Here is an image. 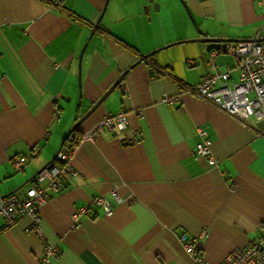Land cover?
I'll list each match as a JSON object with an SVG mask.
<instances>
[{"label": "crops", "instance_id": "1", "mask_svg": "<svg viewBox=\"0 0 264 264\" xmlns=\"http://www.w3.org/2000/svg\"><path fill=\"white\" fill-rule=\"evenodd\" d=\"M200 32L264 37V0H0V197L24 196L60 147H70V132L81 139L78 174L39 206L43 236L26 230L29 216L9 227L0 217V264H41L46 243L60 249L47 264H196L179 238L202 229L198 250L219 264L256 238L264 120L243 124L187 91L228 67L237 78L235 56L232 63L228 52L190 41ZM165 95L178 101L167 104ZM121 109L129 119L122 137L106 129L88 137ZM198 127L213 141L215 165L196 153ZM133 129L138 140L129 143ZM17 156L26 157L21 169ZM97 195L112 214L92 204L76 226L75 210Z\"/></svg>", "mask_w": 264, "mask_h": 264}, {"label": "built area", "instance_id": "2", "mask_svg": "<svg viewBox=\"0 0 264 264\" xmlns=\"http://www.w3.org/2000/svg\"><path fill=\"white\" fill-rule=\"evenodd\" d=\"M218 50L213 51V55ZM226 52L237 59V78L232 77V68L216 73H205L201 80L194 85L187 86L188 92H193L200 97L207 99L229 116L245 124L250 117L257 120H264V40H258L255 36L237 42L226 44ZM167 104H175L177 97H163ZM143 116V111H138ZM102 129H106L113 134L122 137V133L129 130L128 113L121 109L115 113H108L102 121L96 125L89 138L98 134ZM198 134L201 140L196 145V153L206 157L211 165L216 164L213 155V141L208 136L206 130L198 127ZM264 137V131L260 132ZM139 130L133 129L129 143L138 140ZM81 139L77 138V141ZM75 149L71 147L62 148L56 156L55 162L48 163L43 167L30 182V186L25 191L24 196L11 193L0 197V217L4 219L6 227L17 223L20 217L29 216L30 224L26 230L35 232L40 237L43 236L41 228V215L39 206L50 194H57L65 189V176L78 174L72 163ZM26 162L25 156L13 158V164L21 169ZM115 201H121L117 191L111 192ZM92 204H99L104 207L107 215L112 214L113 204L105 195L93 197L90 203L79 207L72 215L74 224L77 226L84 215L90 214ZM208 235L207 229H202L198 235L189 237L183 233L180 235V242L186 251L192 254L196 264H210L198 250L200 238ZM264 227L260 230L256 238L247 246H238L232 249L219 264H264ZM45 254L41 264L50 263L51 257L60 252L59 246L55 243L44 245Z\"/></svg>", "mask_w": 264, "mask_h": 264}, {"label": "water", "instance_id": "3", "mask_svg": "<svg viewBox=\"0 0 264 264\" xmlns=\"http://www.w3.org/2000/svg\"><path fill=\"white\" fill-rule=\"evenodd\" d=\"M201 33V37H197L194 39H190V41H203V42H207V50L211 51L212 49L215 50H223L226 51V44L229 42H237L240 40H244V39H235V38H225V37H210L208 36L205 32H200ZM258 40L263 41L264 37L258 38ZM167 47V46H165ZM159 50V49H158ZM157 50V51H158ZM153 53H149L147 55L141 56L140 57V61L142 60H148L149 57L152 55ZM124 76V73H122L121 77ZM120 77V78H121ZM120 80V79H119ZM118 80V81H119ZM112 90V87L109 89V91H107L94 105V107L86 114V116L88 114H90V112L99 105V103L104 99V97L108 94V92H110ZM84 118V117H83ZM81 120V119H80ZM62 147H60L59 151L61 150Z\"/></svg>", "mask_w": 264, "mask_h": 264}, {"label": "trees", "instance_id": "4", "mask_svg": "<svg viewBox=\"0 0 264 264\" xmlns=\"http://www.w3.org/2000/svg\"><path fill=\"white\" fill-rule=\"evenodd\" d=\"M154 74H156L157 76H159V73H154ZM76 138H77L76 131L75 130H72L70 132V134L64 140L63 145H69L71 148L74 149L75 148L74 142L76 143V140H77ZM55 161H56V158L52 162H55Z\"/></svg>", "mask_w": 264, "mask_h": 264}, {"label": "rangeland", "instance_id": "5", "mask_svg": "<svg viewBox=\"0 0 264 264\" xmlns=\"http://www.w3.org/2000/svg\"><path fill=\"white\" fill-rule=\"evenodd\" d=\"M223 53H226V52H223ZM225 56L224 57H226V59L227 60H231V62L233 63L234 62V60H235V57L234 56H230V55H228V54H224ZM223 57V56H222ZM233 59V61H232V59ZM220 59H221V57H220ZM222 60V59H221ZM231 65H233V64H231ZM235 76H236V73H235Z\"/></svg>", "mask_w": 264, "mask_h": 264}]
</instances>
